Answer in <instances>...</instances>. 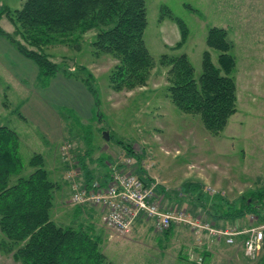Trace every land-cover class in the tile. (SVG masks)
Segmentation results:
<instances>
[{
	"label": "rangeland",
	"instance_id": "1",
	"mask_svg": "<svg viewBox=\"0 0 264 264\" xmlns=\"http://www.w3.org/2000/svg\"><path fill=\"white\" fill-rule=\"evenodd\" d=\"M144 1L147 26L143 38L153 68L143 86L119 91L110 87L117 61L94 53V31L77 42L41 48L57 66V75L82 83L93 102L92 117L84 118L70 107L69 100V94L75 93V100L81 96L73 89L65 90L59 102L56 141L45 139L22 111L30 91L46 88L39 77L36 89L30 85L29 65L40 76L36 64L9 39L0 37L19 54V60L13 58L12 69L10 56L1 54L6 57L0 58V126L17 133L24 164L40 155L57 183L52 221L61 227L89 230L92 224L93 233L102 237L100 250L109 264H207L210 254L223 258L220 264H264V244L249 258L241 248L245 235L235 237L233 244H226L219 235L222 230L264 228V0ZM24 2L0 0V28L26 51L38 52L10 20ZM179 23L186 34L181 45ZM213 27L227 33L228 53L235 61L230 75L237 110L217 136L208 132L198 115L182 113L172 104L166 90L171 56L185 54L195 78L201 74L205 51L218 65L219 53L207 46ZM15 66L20 69L18 75L29 81L12 75ZM105 131L108 141L103 138ZM115 172L134 175L153 187L149 201L174 218L167 230L159 231L152 218L132 205L137 214L130 232L114 231L102 221L103 206L91 198L74 200L75 193L85 192L87 197L106 192ZM243 204L255 211L237 216ZM0 264L20 263L0 251Z\"/></svg>",
	"mask_w": 264,
	"mask_h": 264
},
{
	"label": "trees",
	"instance_id": "2",
	"mask_svg": "<svg viewBox=\"0 0 264 264\" xmlns=\"http://www.w3.org/2000/svg\"><path fill=\"white\" fill-rule=\"evenodd\" d=\"M2 14L0 11V17ZM10 20L23 40L39 51H26L1 28L0 37L9 39L36 64L44 86L59 70L41 48L77 42L89 31L95 34L91 44L94 53L117 61L110 78V87L115 91L145 85L153 68L143 38L147 26L144 0H25ZM182 25L179 23L183 30L179 45L186 38ZM226 37L223 29L209 30L207 46L219 53L218 65L205 51L197 78L185 54L171 56L168 63L166 90L170 101L182 113L198 115L214 136L224 130L229 117L237 111L236 87L230 75L235 61L228 53ZM19 145L17 133L0 126V251L20 264H109L100 250L102 237L93 233V227H61L52 221L58 185L40 155L24 164ZM254 211L249 204H243L237 216Z\"/></svg>",
	"mask_w": 264,
	"mask_h": 264
},
{
	"label": "built area",
	"instance_id": "3",
	"mask_svg": "<svg viewBox=\"0 0 264 264\" xmlns=\"http://www.w3.org/2000/svg\"><path fill=\"white\" fill-rule=\"evenodd\" d=\"M111 181L113 184H109L106 192L93 193L87 197H84L85 192H79L74 194V200H88L91 198L98 205L103 206L105 212L102 221L109 229L114 231L129 233L138 210L142 211L145 217L152 218L159 231L167 230L171 226L174 220L173 215L161 212L156 204L149 201L153 187H147L136 176L127 173L115 172L111 175ZM132 205L137 207V211H134V207H130ZM262 229L264 228L256 227L245 231L222 230L219 231V235L225 240L226 244H233L235 237L245 235L241 243L243 254L246 257L253 258L264 244ZM216 232L218 231L211 230V233Z\"/></svg>",
	"mask_w": 264,
	"mask_h": 264
},
{
	"label": "crops",
	"instance_id": "4",
	"mask_svg": "<svg viewBox=\"0 0 264 264\" xmlns=\"http://www.w3.org/2000/svg\"><path fill=\"white\" fill-rule=\"evenodd\" d=\"M0 47V58L6 57V55L10 56L12 60L9 61V64L12 69L14 67L12 65L13 58L14 60H19V54L17 53V50L14 49L7 42H3L2 40H0ZM2 52H4L6 55L2 56ZM29 67L31 73L30 85H33L36 89V80L38 78V72L37 69L34 68L35 66L33 67L29 65ZM14 70L16 73L13 72L14 74L12 73V75L16 76L19 80L20 77H22L23 79L25 78V76L18 75V73H20V69L18 66H15ZM25 80L29 81L28 78H25ZM68 89H73L74 92L81 96L80 99L75 100L72 96L75 93L69 94L70 107L74 108L78 112L81 111V114L84 118H91L93 102L86 87L82 83L75 84L70 82L69 80H66L65 78H61L60 75H56L52 79H50L48 86H46L45 89H39L34 92L30 91L29 98H32L31 101L29 100V98L26 99L24 105L22 106V111L26 112V115L24 116L26 120L30 122L38 130V132L41 133L42 136H44L45 139L47 138V140L51 142L56 141L59 137L60 116H57V114L60 112L59 110H61V107L59 106H62L59 102L62 98V94L66 95L65 90ZM44 96H46V103L43 102ZM53 106L55 107L53 108ZM44 112H46L45 115H43ZM91 225H89L90 229L92 228ZM158 252L159 254L162 253L159 250ZM223 260V258L218 260L210 254L207 264H220Z\"/></svg>",
	"mask_w": 264,
	"mask_h": 264
},
{
	"label": "water",
	"instance_id": "5",
	"mask_svg": "<svg viewBox=\"0 0 264 264\" xmlns=\"http://www.w3.org/2000/svg\"><path fill=\"white\" fill-rule=\"evenodd\" d=\"M103 138H104L106 141L109 140L108 132H107V131H105V132L103 133Z\"/></svg>",
	"mask_w": 264,
	"mask_h": 264
}]
</instances>
